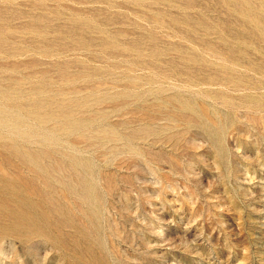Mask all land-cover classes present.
<instances>
[{"label": "rangeland", "instance_id": "1", "mask_svg": "<svg viewBox=\"0 0 264 264\" xmlns=\"http://www.w3.org/2000/svg\"><path fill=\"white\" fill-rule=\"evenodd\" d=\"M0 264H264V0H0Z\"/></svg>", "mask_w": 264, "mask_h": 264}]
</instances>
